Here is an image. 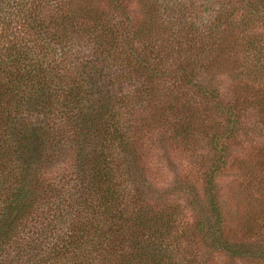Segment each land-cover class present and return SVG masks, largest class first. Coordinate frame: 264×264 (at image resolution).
Segmentation results:
<instances>
[{"label":"trees","instance_id":"obj_1","mask_svg":"<svg viewBox=\"0 0 264 264\" xmlns=\"http://www.w3.org/2000/svg\"><path fill=\"white\" fill-rule=\"evenodd\" d=\"M255 22L264 0H0V264H182L167 243L172 215L132 176L143 131L189 112L172 138L193 136L192 90L223 109L219 90L198 84L202 69L241 54L264 76ZM146 105L152 121L139 128L132 115ZM223 111L195 231L233 259H259L264 248L226 228L218 196L239 123Z\"/></svg>","mask_w":264,"mask_h":264},{"label":"rangeland","instance_id":"obj_2","mask_svg":"<svg viewBox=\"0 0 264 264\" xmlns=\"http://www.w3.org/2000/svg\"><path fill=\"white\" fill-rule=\"evenodd\" d=\"M244 6L234 19L238 20ZM255 23L254 29L264 38V22ZM241 56L225 68L202 69L198 74L199 85L216 87L223 95V109L215 107L216 100L192 90V101L198 107L193 121L195 134L186 141L181 135L172 138V128L180 119H189L190 113H170L163 117L164 127L153 130V123L148 130L151 132L143 131L142 158L133 166L137 186L154 198L148 202L154 211L172 215L174 226L168 230L167 243L175 260L182 264H264V256L233 259L221 247L209 248L202 234L195 231L205 206L204 175L213 156L210 141L213 134L225 136L223 131L229 124L223 110H231V116L239 120L238 133L227 141L226 167L216 178L218 196L227 217L226 228L237 230L239 239L264 248V97L259 99L264 92V76L255 72L250 76L249 68L240 64ZM134 84L135 80L128 83L127 89L134 90ZM170 84L178 85L177 81ZM239 91L248 93L239 97ZM138 109L132 116L136 126L142 127L144 119L152 121L153 110L148 105Z\"/></svg>","mask_w":264,"mask_h":264}]
</instances>
